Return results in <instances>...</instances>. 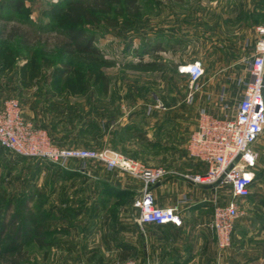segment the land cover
Masks as SVG:
<instances>
[{"label":"crops","instance_id":"crops-1","mask_svg":"<svg viewBox=\"0 0 264 264\" xmlns=\"http://www.w3.org/2000/svg\"><path fill=\"white\" fill-rule=\"evenodd\" d=\"M250 8L240 13L241 18L264 20V5ZM251 24L250 40L243 46L245 53L232 58L224 70L207 77L204 72L196 84H190L188 78L184 95L180 92L177 97L170 96L161 108L122 112L115 107L118 104L112 108L100 106L79 124L73 123L71 117L53 122L58 114L52 109L50 87L47 93L37 85L24 87L26 81L18 77L16 82L21 84L13 89L20 88L17 90L24 94L19 100L23 118L45 130L55 146L88 150L109 148L119 153L127 147L130 156H136L138 162H145L143 156L162 153V163L167 164L163 167L167 175L151 187V195L157 207L178 208L180 226L139 225L133 202L140 193L141 181L95 160H68L60 171L43 173L50 175L51 181L50 217L67 227L61 242L71 245L64 250L74 255L69 256L72 260L78 258L79 253L89 251L92 258L130 259L135 264H218L216 240L209 228L211 201L216 197L221 204H226L231 194L228 191L223 198V186L194 184L185 178L206 171L204 163L188 157L186 144L201 112L217 118L234 115L251 80L248 62L258 37L255 28L260 25ZM149 61L165 66L154 59L146 62ZM194 61L203 67L201 60ZM9 89L0 70V106L4 90ZM254 147L259 155L254 168L255 179L249 196L237 200L244 216L235 222L232 245L221 259L224 264L264 261V133Z\"/></svg>","mask_w":264,"mask_h":264},{"label":"rangeland","instance_id":"rangeland-1","mask_svg":"<svg viewBox=\"0 0 264 264\" xmlns=\"http://www.w3.org/2000/svg\"><path fill=\"white\" fill-rule=\"evenodd\" d=\"M16 1L0 0V26H20L36 41L25 48L18 39L8 43L0 40V70L4 84L10 86L4 90L2 103L13 98L20 106L24 94L17 90L20 88L13 89L21 84L16 82L20 77L26 81L24 87L37 85L45 93L50 87L52 109L58 114L53 122L71 117L76 124L100 106L118 104L115 107L122 112L165 106L170 96L184 95L188 84V77L177 73L178 65L201 60L205 77L224 70L232 58L245 53L251 22H264L241 18L240 14L263 6L264 0H138L133 13L119 14L114 9L83 25L93 34L99 57L115 62L113 67L95 68L60 54L53 39L69 22L63 11L57 16L45 14L51 8L64 10L68 1L90 0H24L21 8L9 6ZM151 59L163 62L165 70L142 73L124 67ZM129 151L125 147L120 154L138 161ZM163 157L162 153H152L139 162L164 167ZM54 170L47 162L18 157L0 148V264H135L130 259L92 258L89 251L70 258L74 255L64 249L71 245L61 242L67 227L50 217L48 207L51 181L50 175L43 173ZM228 191V187L221 190L223 198Z\"/></svg>","mask_w":264,"mask_h":264},{"label":"built area","instance_id":"built-area-1","mask_svg":"<svg viewBox=\"0 0 264 264\" xmlns=\"http://www.w3.org/2000/svg\"><path fill=\"white\" fill-rule=\"evenodd\" d=\"M255 32L258 37L248 62L251 80L234 115L217 118L201 112L186 144L188 157L204 163L206 171L185 178L200 185H211L221 178L216 187H228L231 194V200L226 204H221L216 197L211 201L209 228L216 240L218 263L230 247L235 222L241 215L237 200L250 194L259 157L254 146L264 133V22L256 26ZM177 68L178 73L188 76L190 84H196L204 76V69L198 61ZM0 146L16 156L62 168L66 167L68 160H95L109 169H117L142 183L133 202L139 225L181 224L176 206L157 207L153 202L151 187L167 175L165 168L147 167L109 148L88 150L55 146L45 131L23 118L19 103L13 98L4 100L0 107Z\"/></svg>","mask_w":264,"mask_h":264},{"label":"trees","instance_id":"trees-1","mask_svg":"<svg viewBox=\"0 0 264 264\" xmlns=\"http://www.w3.org/2000/svg\"><path fill=\"white\" fill-rule=\"evenodd\" d=\"M22 3H24V0L9 2V6L17 9L22 7ZM64 5L66 7L64 10L51 8L48 12H45L47 16H57L63 11V17L69 22L68 25L61 26L60 32L53 39L56 49L60 54L73 57L75 60L86 63L95 68L113 67L115 62L99 57L100 50L94 46V36L93 34L88 33L83 25L95 22L98 15H108L113 12L114 9H116L119 14H123L124 12L133 13L138 9V0L68 1L64 3ZM59 37H63V39ZM14 39H18L25 48L33 45L36 41L35 37L32 38L30 33L22 30L20 26H0V40L8 43ZM146 54H148V51ZM124 67L125 69L135 72L154 73L163 72L166 66L155 61H138L133 64H125ZM59 74L63 75L61 72ZM0 148L2 147L0 146ZM50 165H52L53 168H56L57 171L63 169L62 167L53 164Z\"/></svg>","mask_w":264,"mask_h":264},{"label":"water","instance_id":"water-1","mask_svg":"<svg viewBox=\"0 0 264 264\" xmlns=\"http://www.w3.org/2000/svg\"><path fill=\"white\" fill-rule=\"evenodd\" d=\"M221 181V178H219L217 181H215L213 184L210 185V187H216Z\"/></svg>","mask_w":264,"mask_h":264}]
</instances>
